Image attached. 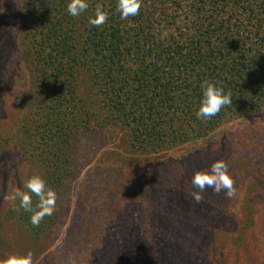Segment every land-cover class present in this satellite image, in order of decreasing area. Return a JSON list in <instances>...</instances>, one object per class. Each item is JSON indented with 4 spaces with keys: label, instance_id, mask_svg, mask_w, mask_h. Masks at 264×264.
I'll list each match as a JSON object with an SVG mask.
<instances>
[{
    "label": "rangeland",
    "instance_id": "obj_1",
    "mask_svg": "<svg viewBox=\"0 0 264 264\" xmlns=\"http://www.w3.org/2000/svg\"><path fill=\"white\" fill-rule=\"evenodd\" d=\"M24 3L0 0V261L31 253L32 264H262L264 110L230 117L203 139L147 153L131 147L125 126L104 118L83 83L88 114L74 127L56 211L41 235L26 228L13 210L19 201L10 197L47 170L25 158L19 143L18 96L30 79L20 57ZM220 158L236 195L207 189L197 204L192 176Z\"/></svg>",
    "mask_w": 264,
    "mask_h": 264
},
{
    "label": "trees",
    "instance_id": "obj_2",
    "mask_svg": "<svg viewBox=\"0 0 264 264\" xmlns=\"http://www.w3.org/2000/svg\"><path fill=\"white\" fill-rule=\"evenodd\" d=\"M24 2L20 57L30 79L18 96L19 143L25 158L44 165L55 191L71 170L74 127L88 114L83 83L104 118L125 126L131 147L147 153L264 110V0H141L139 14L127 20L118 0H87L77 17L67 12L70 0ZM98 6L108 20L96 28L89 18ZM205 80L233 100L209 121L196 116ZM17 214L38 235L51 218L34 227L31 213Z\"/></svg>",
    "mask_w": 264,
    "mask_h": 264
},
{
    "label": "clouds",
    "instance_id": "obj_3",
    "mask_svg": "<svg viewBox=\"0 0 264 264\" xmlns=\"http://www.w3.org/2000/svg\"><path fill=\"white\" fill-rule=\"evenodd\" d=\"M118 11L121 19L127 20L130 16H137L141 9V0H118ZM89 4L87 0H70L67 6V12L72 17L79 16L82 12L87 11ZM108 20V15L102 7H97L94 16L89 18L91 26L99 28ZM202 97L196 116L201 121H209L217 116L221 109L232 104L231 93H225L223 86L209 80L201 83ZM191 183L193 191L192 199L197 203L204 201V192L212 189L215 194L224 193L228 199L236 195L234 181L230 175L229 165L223 159H216L210 169L197 170ZM26 191H17L10 199L15 202L19 201V208L13 204V210L23 209L31 213V224L38 227L44 218L51 217L56 211L57 193L54 189L47 186L45 180L39 174L32 175L26 185ZM33 195L38 197V201L33 203ZM0 264H32L31 253L22 254L14 253L6 256Z\"/></svg>",
    "mask_w": 264,
    "mask_h": 264
}]
</instances>
